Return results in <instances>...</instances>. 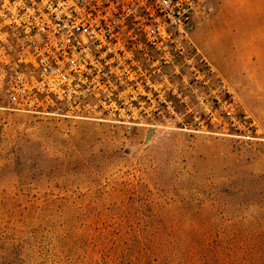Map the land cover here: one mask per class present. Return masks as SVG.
Segmentation results:
<instances>
[{"label": "rangeland", "instance_id": "1", "mask_svg": "<svg viewBox=\"0 0 264 264\" xmlns=\"http://www.w3.org/2000/svg\"><path fill=\"white\" fill-rule=\"evenodd\" d=\"M222 78L256 135L0 107V264H264V74Z\"/></svg>", "mask_w": 264, "mask_h": 264}, {"label": "built area", "instance_id": "2", "mask_svg": "<svg viewBox=\"0 0 264 264\" xmlns=\"http://www.w3.org/2000/svg\"><path fill=\"white\" fill-rule=\"evenodd\" d=\"M207 0H0V107L251 137L192 39Z\"/></svg>", "mask_w": 264, "mask_h": 264}, {"label": "crops", "instance_id": "3", "mask_svg": "<svg viewBox=\"0 0 264 264\" xmlns=\"http://www.w3.org/2000/svg\"><path fill=\"white\" fill-rule=\"evenodd\" d=\"M217 14L218 21L226 22L229 30L218 38V23L201 28L196 41L211 47L208 52L200 49L201 54L217 74L234 84H238L242 71L249 77L264 74V0H220ZM213 33L216 36L209 42L207 37ZM224 42L229 47L223 46Z\"/></svg>", "mask_w": 264, "mask_h": 264}, {"label": "water", "instance_id": "4", "mask_svg": "<svg viewBox=\"0 0 264 264\" xmlns=\"http://www.w3.org/2000/svg\"><path fill=\"white\" fill-rule=\"evenodd\" d=\"M154 129H149L147 134H145V140L150 137V134L153 132Z\"/></svg>", "mask_w": 264, "mask_h": 264}]
</instances>
